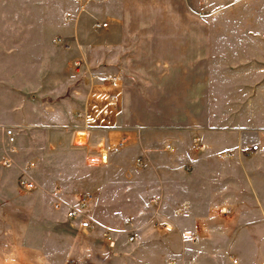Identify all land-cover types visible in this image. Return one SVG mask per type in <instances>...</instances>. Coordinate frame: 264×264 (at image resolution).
<instances>
[{
	"label": "crops",
	"instance_id": "obj_1",
	"mask_svg": "<svg viewBox=\"0 0 264 264\" xmlns=\"http://www.w3.org/2000/svg\"><path fill=\"white\" fill-rule=\"evenodd\" d=\"M219 10L214 0L58 5L56 76L48 82L55 93L40 89L18 107L13 82L0 84L2 93L13 90L0 97V264H52L26 243L30 214L6 206L19 177L30 181L42 162L32 146L33 155L18 161L17 131L45 138L50 153L77 146L87 156L127 141L124 150L144 163L143 195L153 204L152 218L137 226L136 264H264V65L242 55L264 51V38L218 32ZM41 56L50 58L46 46ZM8 128L15 131L14 153ZM78 132L86 134L85 145L75 144ZM194 136L204 142L198 159L176 161L162 149ZM247 144H259L261 153L244 156L240 147ZM77 179L76 173L70 184ZM176 202L183 205L173 209ZM11 212L24 217L14 229L6 224ZM87 243L59 263L122 264L113 246Z\"/></svg>",
	"mask_w": 264,
	"mask_h": 264
},
{
	"label": "rangeland",
	"instance_id": "obj_2",
	"mask_svg": "<svg viewBox=\"0 0 264 264\" xmlns=\"http://www.w3.org/2000/svg\"><path fill=\"white\" fill-rule=\"evenodd\" d=\"M64 1L0 0V84L9 79L13 82L18 107H22L24 97L31 94L37 96L40 89L47 94L55 93V83L48 82H55L56 73L52 67L56 58L52 46L56 37L57 8ZM214 2L220 9L218 32L264 38V0ZM248 43L259 41L250 39ZM44 46L48 48L50 58L41 56ZM242 55L247 56L250 62L264 65V51L257 49ZM1 90L3 88L0 86ZM12 91L11 87L5 88L3 93L0 92V97L7 98V93L11 95ZM32 111L35 113L36 109ZM16 137L20 150L19 162L23 163L30 158V154L33 155V151H28V147L37 148V156L42 154L41 164L34 167L29 175L30 181L36 183L35 188L26 191L22 187L24 176H20L14 201L6 203V206H11L13 210L18 209L25 215L30 214L27 245L40 250V255L47 257L50 263L60 264L61 258L72 256L74 251L78 253L89 241L97 248L108 246L109 242L105 238V233H108L115 243L111 248L112 254L121 258L122 264H136L138 237L130 243L128 236L132 232L138 233L137 226L152 218L150 215L153 204L150 201L152 197L143 195L144 191L149 190L145 186L142 187L141 183V168L144 163H141L140 168L136 166V160L142 162V159L135 153L124 150L127 141L118 150L109 152L107 164L90 166L86 163V152L77 150V146L73 147L76 150L66 148L63 152L50 153L45 138L36 137L29 140L18 131ZM77 138L78 136L74 140L75 144L79 143ZM86 138L83 137L84 143ZM179 140V143L166 142L162 145V149L167 144L172 145L174 150L169 158L181 162L193 157L198 159L204 145L203 140L199 136ZM100 150H103L102 147ZM163 152L167 154L164 150ZM225 156L231 157L232 154ZM76 173L78 179L73 186L70 181ZM15 175L18 177L20 173L16 171ZM91 187L96 191L93 195H88ZM181 188H184V185ZM176 193L183 195L184 191L176 189ZM62 197L66 198L67 202L63 201ZM81 199H86V204L79 212L77 210ZM4 203L5 201H0V204ZM180 203L176 202L173 209L183 205ZM168 209L172 207L169 206ZM75 211L77 214L73 216ZM225 215L229 216L227 212ZM23 218L19 213L11 212L7 218V228L14 229ZM3 220L0 219V222ZM84 221L92 224L91 230L81 228L80 224ZM112 228H116V233ZM172 262L176 264L175 260Z\"/></svg>",
	"mask_w": 264,
	"mask_h": 264
},
{
	"label": "built area",
	"instance_id": "obj_3",
	"mask_svg": "<svg viewBox=\"0 0 264 264\" xmlns=\"http://www.w3.org/2000/svg\"><path fill=\"white\" fill-rule=\"evenodd\" d=\"M70 15L68 14L67 17H69ZM98 27H100L98 25ZM102 27H106V24H102ZM108 80H111L113 82L118 81V79L116 77L107 78ZM6 136L8 138V142L11 145V149H10V153H14V144L16 143V139H15V131L13 128H8L5 130ZM77 136H83L85 137L86 134L83 132H78ZM87 137V136H86ZM87 141V140H86ZM85 141V143H86ZM197 141H199V139H197ZM84 144H76V145H85ZM126 143V140H122L120 143H118L116 146L114 147H102L103 150L100 149H94L90 152H88L87 156H86V163L90 166H103L105 164H107L108 159H109V152L110 151H114V150H118L120 147H122L124 144ZM165 150L167 152L172 153L173 152V147L170 144H167L165 146ZM262 151V148L260 147L259 144H247V145H242L240 147V152L245 155V156H256L258 154H260ZM11 163V159L10 158H4L3 159V164L4 165H9ZM136 165L140 166L141 165V160H136ZM22 187L26 190V191H31L35 188V185L28 181V180H23L22 181ZM86 204V199H81V201L79 202L78 205V210L77 211H82L84 206ZM182 208L184 209L185 206H182ZM77 211L73 212L72 215L76 216ZM81 228L83 230H91L92 229V224L88 221H84L80 224ZM138 237V234L135 232H132L129 236H128V241L130 243L134 242L136 240V238ZM105 238L107 240V242H109L110 246H114V241L112 240V238L108 235V233H105ZM233 264H238V260L234 259ZM169 264H174L173 262H170Z\"/></svg>",
	"mask_w": 264,
	"mask_h": 264
},
{
	"label": "bare ground",
	"instance_id": "obj_4",
	"mask_svg": "<svg viewBox=\"0 0 264 264\" xmlns=\"http://www.w3.org/2000/svg\"><path fill=\"white\" fill-rule=\"evenodd\" d=\"M78 138H79V140H78L79 144H84L83 136H79Z\"/></svg>",
	"mask_w": 264,
	"mask_h": 264
}]
</instances>
